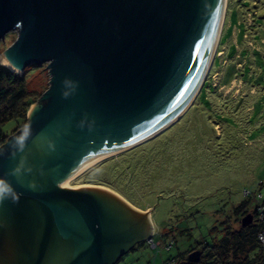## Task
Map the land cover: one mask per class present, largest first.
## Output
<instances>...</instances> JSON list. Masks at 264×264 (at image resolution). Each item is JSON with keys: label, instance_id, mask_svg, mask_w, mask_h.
I'll return each mask as SVG.
<instances>
[{"label": "water", "instance_id": "water-1", "mask_svg": "<svg viewBox=\"0 0 264 264\" xmlns=\"http://www.w3.org/2000/svg\"><path fill=\"white\" fill-rule=\"evenodd\" d=\"M224 1L0 0V39L17 31L4 53L12 71L46 63L50 74L41 105L0 147V180L13 189L0 201V264H113L149 239L147 214L116 191L67 179L184 109Z\"/></svg>", "mask_w": 264, "mask_h": 264}, {"label": "rangeland", "instance_id": "rangeland-1", "mask_svg": "<svg viewBox=\"0 0 264 264\" xmlns=\"http://www.w3.org/2000/svg\"><path fill=\"white\" fill-rule=\"evenodd\" d=\"M225 7L211 65L179 119L68 178L107 186L140 207L150 206L149 239L113 264H175L187 250L220 238V228H213L233 206L247 199L256 206L254 194L264 201V0H226ZM16 36L10 31L0 39V56ZM46 67L23 70L36 98L29 110L41 105L49 86Z\"/></svg>", "mask_w": 264, "mask_h": 264}, {"label": "trees", "instance_id": "trees-1", "mask_svg": "<svg viewBox=\"0 0 264 264\" xmlns=\"http://www.w3.org/2000/svg\"><path fill=\"white\" fill-rule=\"evenodd\" d=\"M34 98L27 88L24 72L19 75L0 65V147L10 136L24 128L27 122L26 113L35 101ZM11 121L14 122L13 127L4 130L3 126ZM252 197L257 200L256 206H250L248 199L243 200L233 206L229 214L217 219V226H214L213 230L220 228V238L210 245L205 243L201 248H191L172 262L175 264H264V201L260 202L262 195L254 194ZM230 214L235 216L236 227L232 224L234 221L230 220ZM246 214L252 215V221L243 225L241 220ZM196 249L201 250L199 260L188 261V254Z\"/></svg>", "mask_w": 264, "mask_h": 264}, {"label": "bare ground", "instance_id": "bare-ground-1", "mask_svg": "<svg viewBox=\"0 0 264 264\" xmlns=\"http://www.w3.org/2000/svg\"><path fill=\"white\" fill-rule=\"evenodd\" d=\"M225 2H226V0L224 1V9H225ZM224 9H223V11H224ZM223 16V15H222ZM223 21V20H222ZM222 21H221V23H222ZM220 28H221V25H220ZM220 28H219V32H218V36H217V40H218V37H219V33H220ZM217 40H216V44H215V47H216V45H217ZM215 47H214V50H213V53H214V51H215ZM212 56H213V54H212ZM211 59H212V57H211ZM211 61V60H210ZM0 62L3 64V65H5V66H7L9 69H11V70H15V68L12 66V64L9 62V60L7 59V57L5 56V54L4 55H2V56H0ZM210 63V62H209ZM208 66H209V64H208ZM207 70H208V67H207V69H206V71H205V74H206V72H207ZM17 72H18V70H16ZM205 74H204V76H205ZM203 76V77H204ZM202 81V80H201ZM200 84H201V82H200ZM200 84H199V86H200ZM199 86H198V88H199ZM198 88H197V90H198ZM197 90H196V92H197ZM195 92V93H196ZM195 95V94H194ZM194 97V96H193ZM192 97V98H193ZM192 100V99H191ZM190 100V101H191ZM190 101H189V103H190ZM188 105V104H187ZM187 105L185 106V107H187ZM185 107H184V109H185ZM189 107V106H188ZM187 107V108H188ZM37 107L34 105V107H31L30 108V110H29V112L27 113L28 114V116L29 115H31L32 113H33V111L36 109ZM186 108V109H187ZM183 109V110H184ZM183 110L181 111V112H183ZM186 111V110H185ZM184 111V112H185ZM181 112L178 114L179 116H180V114H181ZM177 115V116H178ZM182 115V114H181ZM175 117L174 119L175 120H177L178 118H179V116L178 117ZM172 120L171 122H169L166 126H168L169 124H171L172 122H174L175 120ZM166 126H164L162 129H160L158 132H160V131H162V130H164L165 128H166ZM154 134H157V132L156 133H154ZM154 134H152V135H150V136H148L147 138H145V139H143V140H141V141H139V142H137V143H135V144H133V145H130V146H128V147H125V148H123V149H120V150H118V151H116V152H113V153H111V154H109V155H107V156H105V157H103L102 159H100L99 161H97V162H101V161H103V160H105L106 158H109L110 156H113V155H116V154H118V153H121V152H123V151H125V150H128V149H130V148H132V147H134V146H136V145H138V144H140V143H142V142H144L146 139H148V138H150L151 136H153ZM96 162V163H97ZM93 167V166H92ZM72 176H74V175H71L70 177H72ZM68 180V179H67ZM135 245V244H134ZM133 245V246H134ZM132 246V247H133Z\"/></svg>", "mask_w": 264, "mask_h": 264}, {"label": "clouds", "instance_id": "clouds-1", "mask_svg": "<svg viewBox=\"0 0 264 264\" xmlns=\"http://www.w3.org/2000/svg\"><path fill=\"white\" fill-rule=\"evenodd\" d=\"M67 95V93H65ZM20 146H23V139L19 141ZM19 172V169H16L15 172H12L10 174L15 175ZM13 189L11 185L4 180H0V201L5 199L6 195H10L12 193Z\"/></svg>", "mask_w": 264, "mask_h": 264}, {"label": "crops", "instance_id": "crops-1", "mask_svg": "<svg viewBox=\"0 0 264 264\" xmlns=\"http://www.w3.org/2000/svg\"><path fill=\"white\" fill-rule=\"evenodd\" d=\"M120 195L129 203L131 204L137 211L143 213V214H147V216L149 217L150 219V206H147V207H140L139 205L135 204L134 202L130 201L126 196H124L122 193H120ZM151 221V219H150ZM153 232V231H152ZM152 234V233H151ZM133 248V247H132Z\"/></svg>", "mask_w": 264, "mask_h": 264}]
</instances>
